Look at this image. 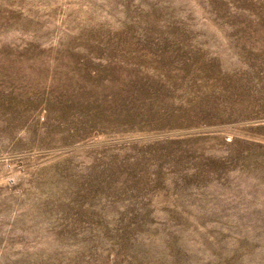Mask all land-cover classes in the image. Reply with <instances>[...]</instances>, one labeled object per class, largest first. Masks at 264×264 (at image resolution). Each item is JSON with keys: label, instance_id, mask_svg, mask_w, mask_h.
<instances>
[{"label": "rangeland", "instance_id": "obj_1", "mask_svg": "<svg viewBox=\"0 0 264 264\" xmlns=\"http://www.w3.org/2000/svg\"><path fill=\"white\" fill-rule=\"evenodd\" d=\"M0 264H264V0H0Z\"/></svg>", "mask_w": 264, "mask_h": 264}]
</instances>
